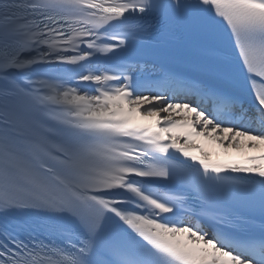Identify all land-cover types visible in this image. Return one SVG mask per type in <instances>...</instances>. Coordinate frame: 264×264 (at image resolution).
Returning a JSON list of instances; mask_svg holds the SVG:
<instances>
[{
  "label": "snow or ice",
  "instance_id": "obj_1",
  "mask_svg": "<svg viewBox=\"0 0 264 264\" xmlns=\"http://www.w3.org/2000/svg\"><path fill=\"white\" fill-rule=\"evenodd\" d=\"M0 264H264V0H0Z\"/></svg>",
  "mask_w": 264,
  "mask_h": 264
}]
</instances>
